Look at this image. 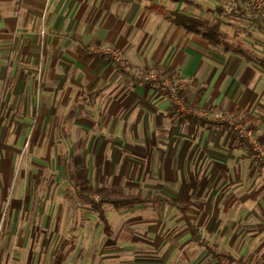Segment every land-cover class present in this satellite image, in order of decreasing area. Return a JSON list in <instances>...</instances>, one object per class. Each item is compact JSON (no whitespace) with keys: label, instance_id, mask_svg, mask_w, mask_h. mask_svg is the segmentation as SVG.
Instances as JSON below:
<instances>
[{"label":"rangeland","instance_id":"374dc122","mask_svg":"<svg viewBox=\"0 0 264 264\" xmlns=\"http://www.w3.org/2000/svg\"><path fill=\"white\" fill-rule=\"evenodd\" d=\"M98 3L89 21L76 25L90 37L76 47L80 53L86 49L82 61L87 59L88 69L69 71L72 85L60 78L63 92L56 127H46V135L21 151L20 162H26L23 195L14 198L20 188L15 180L9 183V197L0 200V264H55L57 255L66 264L70 258H86L100 238L106 240L105 258L220 264L192 241L184 218L164 204L121 211L106 206L114 236L104 239L97 215L77 199L71 181L74 158L94 161L97 148L106 150L108 161L118 162L116 182L104 186L124 195L165 197L188 208L210 247L236 260L260 258L264 71L232 53L242 50L264 61V29L255 25L257 10L249 0ZM156 6L164 8L165 15L153 11ZM175 12L206 19L211 28L219 26L231 52L225 54L176 28L171 22ZM88 77L93 93L83 100ZM163 81L178 86L189 114L222 121L239 135L185 123L188 113L176 108ZM34 121L28 125L36 127ZM241 138L249 139L256 152L243 148ZM86 241L90 245L82 244Z\"/></svg>","mask_w":264,"mask_h":264},{"label":"crops","instance_id":"0c3cea01","mask_svg":"<svg viewBox=\"0 0 264 264\" xmlns=\"http://www.w3.org/2000/svg\"><path fill=\"white\" fill-rule=\"evenodd\" d=\"M99 1L0 0V200L9 197V183L15 180L20 184V188L14 198H18L21 193L23 195L21 183L26 177V162H20L21 151L24 152L28 144L36 141L39 136L46 135V127H56L59 95L63 92L59 85L60 78L65 80L63 83L72 85L69 71L88 69V66L84 65L87 59L82 61L86 57V49L83 48L84 52L80 53L76 47L83 45V41L90 37L86 35L82 25L77 30L76 25L85 24L90 20L91 8L100 6ZM169 1L182 3V0ZM152 9L165 15L162 7L156 6ZM174 26L187 34L183 29ZM113 63L116 69L124 74L122 68L116 62ZM86 79L88 86L84 87H88V92H84L83 100L89 99V93H93L89 87L92 79L89 77ZM71 98L72 92L67 96L65 94L67 102ZM88 107L91 108V105ZM30 120L37 122L36 127L28 125ZM91 152L94 153V150H90L89 154ZM105 152V149L97 148L94 161H90V158L85 160L82 156L89 170L91 185L95 189L107 188L104 184L115 183L118 177L114 170L118 162L108 161L104 156ZM16 167L19 168L18 174L15 171ZM104 237L111 239L105 234ZM105 241L102 238L98 239V248L92 253L88 252L86 258H70L65 263H149L148 258L129 256L105 258L103 247ZM82 244L85 246L88 243L86 241ZM17 258L26 257L18 255Z\"/></svg>","mask_w":264,"mask_h":264},{"label":"trees","instance_id":"16d2710c","mask_svg":"<svg viewBox=\"0 0 264 264\" xmlns=\"http://www.w3.org/2000/svg\"><path fill=\"white\" fill-rule=\"evenodd\" d=\"M171 1L181 2V0ZM171 19L174 25L183 29L188 35H194L202 38L208 42L212 48L223 49L222 51L225 54L231 52L229 47L222 42L221 28L219 26H214L211 28V23L206 19L189 17L179 13H173ZM255 25L258 27V29L263 30L264 18L257 19L255 21ZM232 53L245 58L247 63L258 64L264 71V61H256L252 57L246 55L242 50H234ZM116 64L119 66L118 63ZM185 122L190 125H200L201 127L228 129L236 135H239V131H236L235 128L222 121H212L205 117L188 114L185 117ZM259 144L261 148L264 149V136L259 138ZM240 145L251 153L256 152L254 147L250 144L249 139L241 138ZM73 166L71 181L76 197L80 202L92 207L99 222L102 224L103 232L107 237H112L113 230L106 216V206H109L116 211H121L133 209L136 206H159L164 204L168 207L174 208L184 218V222L187 226L188 233L190 234L192 241L200 247H203L212 256V258L220 264H264V255L260 258L247 257L236 260L227 254L220 253L217 247H210L207 245L202 236L199 234L198 229L194 226L191 219L189 218L188 208L181 207L174 202L162 197L145 198L141 196L124 195L119 193L116 188L95 189L91 185L89 179V170L85 165L82 156H76L74 158ZM63 262V256L57 255L55 264H63Z\"/></svg>","mask_w":264,"mask_h":264},{"label":"built area","instance_id":"2783aa9c","mask_svg":"<svg viewBox=\"0 0 264 264\" xmlns=\"http://www.w3.org/2000/svg\"><path fill=\"white\" fill-rule=\"evenodd\" d=\"M250 4L255 7L257 10V17L264 18V0H249ZM163 89L167 92L169 98L173 102V104L180 110V112L184 115L189 112L185 109L179 95V89L176 84L168 83L163 81ZM187 114V115H188Z\"/></svg>","mask_w":264,"mask_h":264}]
</instances>
